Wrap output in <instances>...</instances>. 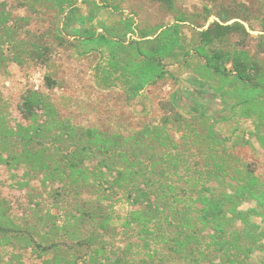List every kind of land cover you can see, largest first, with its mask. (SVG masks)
Listing matches in <instances>:
<instances>
[{"label":"rangeland","instance_id":"obj_1","mask_svg":"<svg viewBox=\"0 0 264 264\" xmlns=\"http://www.w3.org/2000/svg\"><path fill=\"white\" fill-rule=\"evenodd\" d=\"M236 2L245 3L248 9L244 12L248 22L241 20L250 33L244 48L264 61V0H175L173 9L155 0H65V15L73 7L78 15L93 10L92 25L121 29L130 22L135 28L146 29L172 24L181 15L187 20L180 23L184 48L175 58L164 60L165 76L129 98L119 71L109 72L102 51L83 52L63 28L62 13L50 3L0 0V9L25 18L21 25H14V35L19 34L27 47L32 43L42 46L24 53L12 48L6 51L10 56L21 54V60H9L0 68V108L11 123H24L19 110L22 95L35 90L77 128L92 126L107 133L131 135L146 125L165 122L181 155L177 175L165 180L179 186L180 203L187 201L195 187L190 176L207 169L220 178L208 179V187H224L229 192L241 179L236 173L233 176L237 168L251 170L264 181V118L257 117L264 112V97L259 89L234 76L209 71L205 59L194 51L198 40L188 26L191 20L204 27L215 20L214 15L205 18L206 5L217 11ZM69 25H77V18ZM59 28L62 39L56 38ZM97 31L105 32L101 27ZM125 37L129 39L131 34ZM237 39L230 36L221 47L234 49ZM47 75L54 81L51 87L46 86ZM184 134L187 136L182 138ZM223 159L224 164H220ZM46 175L50 173L44 169L0 160V227L7 229L0 231V264L184 263V257L172 252L165 242L158 245L155 257H147V249L124 225L132 209L126 200L113 198L104 204L94 199V190ZM253 206L252 199L241 198L236 213L228 215L238 231L256 233V241H245L252 246L248 255L229 251L234 264H264V210ZM101 213L109 214L106 227ZM86 236L91 245L106 246V250L92 257L91 248L78 244ZM229 255L211 247L202 261L228 264Z\"/></svg>","mask_w":264,"mask_h":264},{"label":"trees","instance_id":"obj_2","mask_svg":"<svg viewBox=\"0 0 264 264\" xmlns=\"http://www.w3.org/2000/svg\"><path fill=\"white\" fill-rule=\"evenodd\" d=\"M41 1L50 3L62 13L63 28L74 36L83 52L102 51L109 72L119 71L129 98H135L146 86L163 78L166 74L164 60L175 58L184 48L185 36L180 23L187 20L182 15L169 25L138 29L127 22L128 25L120 29L92 25L93 10L87 15H78L73 7L68 12L70 15H65V0ZM155 1L171 9L175 7V0ZM205 8L208 9L205 18L211 15L216 18L207 27L198 21H189L188 26L198 40L194 45L195 53L205 59L209 71L234 76L244 85L259 89L264 97V61L244 48L250 34L241 22H248L244 17L248 10L245 3L236 2L217 11H211L207 5ZM74 18H77V25H69ZM23 20L22 16L0 9V68L9 60H21L19 53L8 55L9 48L24 53L28 48L39 50L42 47L36 43L27 47L19 34L14 35V25H21ZM261 25L264 31V18ZM97 27L105 32L97 31ZM61 31L57 29L56 38L62 39ZM127 33L131 34L129 39L125 37ZM233 35L238 36L236 47L223 49L221 43ZM53 84L47 75L46 86ZM19 110L24 123H11L5 110L0 108V160L25 164L33 170L44 169L50 173L46 178L62 180L75 187H88L96 192L94 199L104 204L113 202V198L126 200L132 209L124 225L147 249V257H155L161 242L184 257L182 264H203L211 247L226 255L231 249L244 255L252 251V246L245 241H256V233L238 231L228 219L229 214L236 213L237 204L244 197L254 201V208L264 210V181L251 170H234L233 176L236 173L241 179L231 192L224 187H208V179L220 180L219 174L208 169L200 171L190 176L196 182L195 187L187 201L180 203L179 186L165 180L172 174L177 175L175 169L181 159L177 141L167 131L165 122L146 125L131 135L107 133L92 126L77 128L63 119L53 104L35 90H27L22 95ZM257 117L264 118V112ZM99 212L105 211L99 209ZM101 215L105 218L101 223L106 227L109 214ZM5 230L0 227V231ZM78 244L91 248L92 257L106 250V246L91 245L89 236L79 239ZM226 263L234 264L235 261L229 255Z\"/></svg>","mask_w":264,"mask_h":264}]
</instances>
